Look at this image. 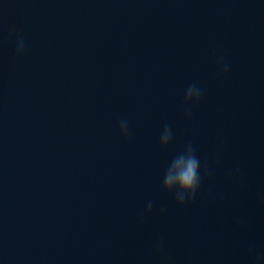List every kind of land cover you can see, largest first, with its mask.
<instances>
[{
    "label": "water",
    "instance_id": "water-1",
    "mask_svg": "<svg viewBox=\"0 0 264 264\" xmlns=\"http://www.w3.org/2000/svg\"><path fill=\"white\" fill-rule=\"evenodd\" d=\"M0 264H264V0H0Z\"/></svg>",
    "mask_w": 264,
    "mask_h": 264
},
{
    "label": "clouds",
    "instance_id": "clouds-1",
    "mask_svg": "<svg viewBox=\"0 0 264 264\" xmlns=\"http://www.w3.org/2000/svg\"><path fill=\"white\" fill-rule=\"evenodd\" d=\"M25 50V42L23 39H20L16 43L14 49V55H22ZM216 64L218 68L227 73L229 70V65L225 60L224 54L216 55L214 53ZM201 89L196 85H190L187 88L186 100L193 97L199 98L201 95ZM129 131V124L126 118H121L119 121V132L121 135H127ZM171 138L169 129L166 127L162 136V142L167 143ZM231 174V172L229 173ZM201 176L199 173V160L193 154L191 145H189L188 152L184 155L176 158L165 178H164V187L167 190H175L176 193V202L180 206H184L186 202H191L196 196L197 192L201 187ZM152 203L149 201L146 205V209L151 211ZM161 242L158 241L155 245L159 249Z\"/></svg>",
    "mask_w": 264,
    "mask_h": 264
}]
</instances>
